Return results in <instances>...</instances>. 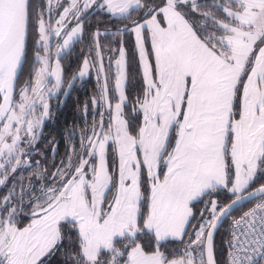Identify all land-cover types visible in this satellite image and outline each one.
<instances>
[{"label": "snow or ice", "instance_id": "1", "mask_svg": "<svg viewBox=\"0 0 264 264\" xmlns=\"http://www.w3.org/2000/svg\"><path fill=\"white\" fill-rule=\"evenodd\" d=\"M47 5L45 12L32 0H0V185L29 165L24 157L50 118V101L68 94L61 54L81 38V16L93 5L128 21L116 34H134L143 86L129 101L121 41L113 105L97 30L94 59L83 60L78 77L96 69L103 83L91 102H102L108 118L101 112L90 134L81 133L79 151L72 146L39 196L28 191L25 201L21 186L0 200V264H52L58 254L60 264H216L214 233L230 218L228 264H264V183L252 187L264 179V0H70L54 23L53 0ZM218 192L231 201L220 203ZM194 203L204 205L203 223L189 235ZM25 208L31 219L21 226ZM185 236L182 255L161 250Z\"/></svg>", "mask_w": 264, "mask_h": 264}, {"label": "trees", "instance_id": "2", "mask_svg": "<svg viewBox=\"0 0 264 264\" xmlns=\"http://www.w3.org/2000/svg\"><path fill=\"white\" fill-rule=\"evenodd\" d=\"M153 3H159L160 0H152ZM201 3H203V0H200ZM32 3L34 7L39 10V7L43 9V7L46 5V0H32ZM208 10L207 8H202V11ZM214 10V9H213ZM138 15V13L133 14V18H135ZM128 23V21H122L118 18L111 17L109 14H107L105 11L95 7L86 12L83 15V33L79 41L76 43V45H73L72 48L69 49L68 53L65 54L64 57H62L63 61V67L65 71V77H71L73 73H76V71L80 70L82 62L84 58H86L88 55L92 56L94 53L90 51V49L93 47L94 41H93V34L99 30L102 34L99 37L100 45L102 54L105 57V64L106 67H112L113 72L115 69V60L117 59L118 55V45H121V41L123 42L125 49L127 51V71H128V82L126 87V92L129 98V101L134 102V97L139 95L143 86L142 81V68L138 60V56L134 54L135 49V37L132 33H124L123 35H117V29H122L123 24ZM210 23V21H209ZM107 31V35H104V33ZM33 41L35 39L33 38ZM149 42V41H148ZM32 44V41L31 43ZM150 47V42H149ZM111 58V66H109V62L107 61L108 58ZM114 80V79H113ZM113 85V83H112ZM111 85V88H112ZM96 90V81L94 79H91L89 82L88 88L83 90V88L79 87H73L70 91V93L65 98L64 105L59 108L56 112L55 119L53 120L54 127L53 130L47 132L48 130L44 129L42 131V135L40 136L38 142H37V157L36 159L39 160L38 162H35L36 168L34 171H30L31 169L26 166H21L18 168L16 173H11L5 183V185H0V200L8 194L10 190L15 187V193L18 196L20 194V188L21 186L25 189V196L24 199L27 201L29 199L27 193L28 191H34V195L39 196L40 195V188L42 184L50 183L49 177L52 175L53 172L58 167H61V161H65V157L62 155H66V153L69 152V149L66 147V137L68 135V132L72 133L71 127L72 123H76L79 121V114L78 112L81 111V109L84 107L85 103L88 101V99L91 98L92 94ZM112 96H116L115 92L113 91V88L111 89ZM126 118H131L130 115V108L125 107L124 109ZM78 120V121H77ZM137 123H139V114H137ZM69 127V128H68ZM49 134H52L55 136V141L58 140L57 148L55 151L46 150V138H52L49 136ZM45 135V136H44ZM44 136V140H43ZM45 152H47L45 158ZM109 156L111 158L110 160V166L111 169H113L114 166V159L111 151H109ZM54 155V157H52ZM32 156V155H30ZM41 169H46V172L42 175H38L40 173ZM261 183H264V179L258 180L255 184H253L252 187H255L257 185H260ZM216 199L220 201L222 204H226L229 202L232 197L228 195L225 192H218L215 196ZM15 202V198H14ZM251 203L245 204L243 208L248 206ZM203 204L194 203L193 209L194 214L192 218L190 219V226L186 229L188 234L191 235L193 231L197 228L199 223L203 221L201 219V210L203 209ZM242 208V209H243ZM241 209V210H242ZM241 210L236 211L233 213V216L238 214ZM28 209L25 208L24 212L22 213L23 216H21V226L27 224L30 222V217L27 215ZM21 214V215H22ZM205 216H207V213H205ZM228 219L222 227L219 229L217 237H216V243H215V250H216V257L218 264H224L226 252L228 249V237H229V221ZM188 242V236H185L183 239V242L180 240H169L166 242H163L161 250L166 253V255L169 256V258L179 256L183 254V249L185 244ZM63 257L58 254L52 259V264H60Z\"/></svg>", "mask_w": 264, "mask_h": 264}, {"label": "rangeland", "instance_id": "3", "mask_svg": "<svg viewBox=\"0 0 264 264\" xmlns=\"http://www.w3.org/2000/svg\"><path fill=\"white\" fill-rule=\"evenodd\" d=\"M69 2H70V0H61V6L60 7H56L55 6V0H53V8H52L53 23H54L55 19H57L59 17V15L62 13L63 7L67 6ZM95 7L96 6L93 5V8H95ZM39 10H42V11H45V12L48 10L47 0H46V5L43 7V9H41V7H39ZM82 18H83V15H82L81 19ZM194 18L197 19V20L201 19L198 14H196L194 16ZM70 19H71V16H69V20ZM75 23H76V21H75ZM75 23H74V25H75ZM145 35L147 37V33H145ZM33 38L35 40L38 39V37L36 36L35 28L32 29V44H30V47H29V64H31L33 62V60H34L33 49L35 47H37L35 45L34 41H33ZM54 40H55V37H53L52 41H51V43L53 45H54ZM78 41L79 40L75 41L74 45H76V43ZM148 41L150 42V40H148L146 38L145 46H146V48H149V50H150ZM30 43H31V41H30ZM120 47H121V45L120 46L118 45L117 49H119ZM123 47L125 48L124 44H123ZM68 51H69V48L66 49L65 52L62 53L61 55H64V54L68 53ZM52 52L53 53L55 52V47L52 48ZM86 58L94 59V54L92 56L88 55ZM117 58H118V55H117ZM107 61L109 62V59H107ZM61 64L63 66L62 59H61ZM36 66H38V65H36ZM106 66L107 65L104 62V71H105V73L108 74L109 97L112 99V103L114 105L116 103V100H115L114 96H112V92H111V89H112L111 85L114 82L113 79L115 78L114 75H113L114 72L112 73V71H111V70H113L112 67L107 68ZM81 67H82V65H81ZM114 71H115V69H114ZM78 72H79V70L76 71V73H73V75L71 77L64 78V81H65L64 89H66L68 91V94L70 93V91H71V89L73 87H76V88H79V87L81 88L82 87L83 90H84V88L87 89L91 79H94L96 81V90L92 94L91 98L88 99V101L85 103V105L81 109V111L78 112L79 121L77 120L78 122L72 123V126L71 125L69 126L71 128L68 127L69 129H71L72 133L68 132V135H67L66 141H65L66 147L69 149V152L66 153V155L65 154L62 155L63 157H65V159H64L65 162H66L67 155L70 153V151H72V146H75L76 150L79 151V142H80L81 133L83 132L85 135L90 134V130H91L93 122L100 120V115L99 114L101 112H103L105 120H107V118H108V112L104 109L102 102H100V103H98L96 105H93L92 102H91L93 97H96L97 100H99V98H100L99 88H100V85L103 83V79L101 78L99 80V82H98V80H97L98 73H97L95 68H90L89 74L86 75L83 78H79L78 77ZM63 74H64V71H63ZM74 76L77 77L75 80L72 79ZM25 79H28V68L27 67L25 68L24 75L21 77V82H23V80H25ZM69 82L72 83V87L70 89H68V83ZM64 89H62V92H63ZM67 95L65 96V95H63L61 93V94H57L56 96L53 97V99L50 101V118H48L46 121H50V120L53 121L55 119L56 112H57V110L59 108H61L64 105L65 100H66L65 98L67 97ZM115 95H116V93H115ZM44 136H43V140H44ZM46 142H47V145H46V150L45 151H49V150H52V149H53V151L56 150V148H57L56 142L57 141H55V137H53L52 140H49V138L47 137L46 138ZM36 147H37V143L35 144V150H33L32 153H31L32 156L24 157V159H27L29 161V165H22V166H26V167L30 168L31 169L30 171H34V169L36 168L35 162L39 161V160L36 159V157H37V148ZM49 153H50V151H49ZM46 154H47V152H45L44 158H45ZM52 157H54V155ZM74 159H75V157H74ZM110 160H111V158H110V156L108 154L109 170L113 171L114 168L116 167V165L118 164V160L114 161L115 163H114L113 169H111ZM48 177L50 178L51 175L48 176ZM45 184H48V183H45ZM192 211H193V214H194L193 206H192ZM21 216H23V214ZM201 223H203V221H201L199 223L197 228L200 226Z\"/></svg>", "mask_w": 264, "mask_h": 264}, {"label": "flooded vegetation", "instance_id": "4", "mask_svg": "<svg viewBox=\"0 0 264 264\" xmlns=\"http://www.w3.org/2000/svg\"><path fill=\"white\" fill-rule=\"evenodd\" d=\"M92 8H93V7H92ZM92 8H91V9H92ZM91 9H88L87 12H88L89 10H91ZM81 17H82V16H81ZM70 20H72V18H71ZM82 20H83V18H82ZM74 23H75V20H72V23H71V25H69V27L73 26ZM61 42H62V41H61L59 38L55 37L54 44H56V43H61ZM74 43H75V41L73 42L72 45L69 46V49L73 47ZM61 56L64 57L65 54H64V55H61ZM63 70H64V68H63ZM63 78H66V77H65V71H64V74H63ZM54 126H55V125H54V123H53L52 120H50V121H46V122H45V125L43 126L42 131H43L44 129H46V130H48L47 132H49V131L53 130V127H54ZM49 136H51L52 138L55 137V136H53L52 134H49ZM52 138H49V140H52ZM56 144H58V140H57Z\"/></svg>", "mask_w": 264, "mask_h": 264}, {"label": "built area", "instance_id": "5", "mask_svg": "<svg viewBox=\"0 0 264 264\" xmlns=\"http://www.w3.org/2000/svg\"><path fill=\"white\" fill-rule=\"evenodd\" d=\"M257 202H259V198L255 199L251 204H249L248 206L243 208L238 214L234 215L233 217L234 218H239V215L242 214V211H246L248 208L254 206V203H257ZM229 221H230V223H229V230H230V228H231V218H230ZM228 239H229V237H228ZM228 251H229V248L227 249V252H226L224 264H228V261H229Z\"/></svg>", "mask_w": 264, "mask_h": 264}, {"label": "water", "instance_id": "6", "mask_svg": "<svg viewBox=\"0 0 264 264\" xmlns=\"http://www.w3.org/2000/svg\"><path fill=\"white\" fill-rule=\"evenodd\" d=\"M258 186H259V185L255 186V187H258ZM255 187H253V188H255ZM257 198H258V197H257ZM257 198H255V199H257ZM255 199H254V200H255ZM230 201H231V200H230ZM230 201H229V202H230ZM229 202H227V203H229ZM227 203H226V204H227ZM247 203H248V202L245 201V202H244V205L247 204ZM227 220H228V219H227ZM227 220H224L223 223H222V225H223ZM221 227H222V226H218V230L214 233V241H213V242H214V257H215V260H216V264H218V261H217V257H216L215 243H216V237H217L218 231H219V229H220Z\"/></svg>", "mask_w": 264, "mask_h": 264}]
</instances>
